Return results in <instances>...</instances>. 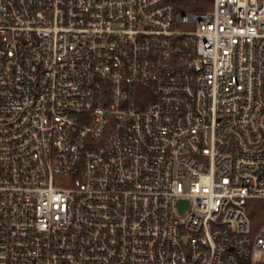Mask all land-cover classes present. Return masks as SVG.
Wrapping results in <instances>:
<instances>
[{
	"label": "built area",
	"instance_id": "obj_1",
	"mask_svg": "<svg viewBox=\"0 0 264 264\" xmlns=\"http://www.w3.org/2000/svg\"><path fill=\"white\" fill-rule=\"evenodd\" d=\"M186 1L0 0V264H264V0Z\"/></svg>",
	"mask_w": 264,
	"mask_h": 264
},
{
	"label": "trees",
	"instance_id": "obj_2",
	"mask_svg": "<svg viewBox=\"0 0 264 264\" xmlns=\"http://www.w3.org/2000/svg\"><path fill=\"white\" fill-rule=\"evenodd\" d=\"M196 1V0H195ZM207 0H199V3H195L194 4V8H190L189 10H187L186 8H182L180 9L181 11H196V12H206L208 11L207 9L208 8H205V4L202 3V2H205ZM248 214H249V217L252 221V224H253V229L254 227L256 228V224L258 223H262L264 222V214H263V210H264V202L262 201H250L248 203ZM256 232V231H254Z\"/></svg>",
	"mask_w": 264,
	"mask_h": 264
},
{
	"label": "rangeland",
	"instance_id": "obj_3",
	"mask_svg": "<svg viewBox=\"0 0 264 264\" xmlns=\"http://www.w3.org/2000/svg\"><path fill=\"white\" fill-rule=\"evenodd\" d=\"M197 2L199 3V0H196V1L195 0H188V1H186V7L185 8L187 10H189L190 8H194V4L197 3ZM202 3L205 4V8H208L207 10H211L212 9V5H213V1L212 0H207V1L202 2ZM184 13H199V12H196V11H184ZM263 214H264V210H263ZM254 226H256V228L254 227V231H256L255 233H257L258 230L261 228L262 223L261 224L258 223V224L254 225ZM254 261L255 262H264V254H262L258 258H255Z\"/></svg>",
	"mask_w": 264,
	"mask_h": 264
},
{
	"label": "water",
	"instance_id": "obj_4",
	"mask_svg": "<svg viewBox=\"0 0 264 264\" xmlns=\"http://www.w3.org/2000/svg\"><path fill=\"white\" fill-rule=\"evenodd\" d=\"M183 204H184L183 202L180 203L181 206H183Z\"/></svg>",
	"mask_w": 264,
	"mask_h": 264
}]
</instances>
